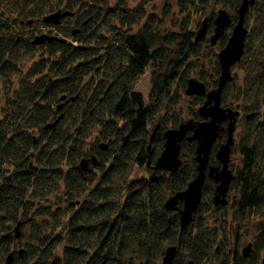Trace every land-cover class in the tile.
Returning a JSON list of instances; mask_svg holds the SVG:
<instances>
[{"label": "trees", "instance_id": "1", "mask_svg": "<svg viewBox=\"0 0 264 264\" xmlns=\"http://www.w3.org/2000/svg\"><path fill=\"white\" fill-rule=\"evenodd\" d=\"M128 2L0 0V81L12 83L21 76L0 118V264H162L169 247H176L172 264H260L264 253V0H255L246 12L244 54L231 69L243 71L242 81L240 85L228 82L222 93V106L239 111L235 130L239 142L235 143L234 134L231 155L241 159L239 166L230 167L234 174L230 187L238 188L232 199L236 236L240 220L261 216L249 257H234L233 231L222 217L228 214L229 192L226 204L216 205L213 179H207L201 203L183 227V202L176 210L165 207L198 174L197 141H183L177 171L154 168L164 149L165 131L185 122L178 110L180 91L187 88L192 74L208 91L217 88L221 73L217 50L226 45L234 27L212 45L217 15L212 13L207 36L196 43V31L189 24L162 33V22L146 11L144 2L133 9ZM242 2L217 0L223 9L230 7L233 23L238 21ZM178 3L199 15L200 27L212 0ZM54 9L71 13L53 25L65 27L64 34L19 32L34 23L50 25L41 16ZM139 25L137 32L132 30ZM44 34L55 39L35 44ZM212 47L217 49V60L209 74L198 61ZM151 65L154 79L145 102L134 87ZM233 79L239 78L235 74ZM193 99L191 120H202L195 108L206 98ZM59 116L55 128L47 127ZM97 132L103 136L101 141ZM223 133L213 146L211 165L218 163L220 141L227 140L228 132ZM93 157L95 166L83 171L81 160ZM10 254L13 258L8 262Z\"/></svg>", "mask_w": 264, "mask_h": 264}, {"label": "water", "instance_id": "2", "mask_svg": "<svg viewBox=\"0 0 264 264\" xmlns=\"http://www.w3.org/2000/svg\"><path fill=\"white\" fill-rule=\"evenodd\" d=\"M255 0H243L238 10V21L234 25L233 31L226 45L220 50L218 59L221 67V73L216 89L207 90L205 84L197 79H190L186 93L188 95L206 97L204 104L198 113L202 120H190L180 124L176 128H170L165 131V145L160 156L155 163L156 170H167L175 172L182 164V143L183 141H197L196 160L198 162V174L189 183L188 187L174 196L170 197L165 207L168 210H176L178 203L183 202V209L180 210V222L182 227L187 223L191 216L196 212L201 203L204 185L208 178L213 179L217 183L214 203L216 205H225L227 202V194L230 189L234 174L230 169V160L232 147L234 145V134L239 116V111L230 107L222 106V93L225 85L233 80L232 66L239 61L244 54L245 40L248 35V29L245 26V17L248 8L253 5ZM71 14L69 11H61L51 13L44 17V22L57 25L66 15ZM208 20L201 24L195 36V42L199 43L208 34ZM233 24V18L227 9H220L216 19L214 20V33L210 36V42L215 45L217 41L224 35L225 30ZM55 37L44 34L38 36L35 44H40L46 40L52 41ZM64 98V97H63ZM63 104L59 105V109ZM62 116L53 123L47 124L49 128H55ZM227 122V126L224 123ZM228 132V137L218 150L217 158L220 165L210 164V154L213 146L218 141L221 133ZM191 133V134H189ZM89 159H82L80 167L83 171L88 170ZM92 163L96 164V158H92ZM21 223H18L15 230L16 236H20ZM23 250H20L22 254ZM252 252V245L249 244L243 250V255L249 257ZM176 256V247H169L163 257L162 264H172ZM13 254L8 256V262H11ZM192 264V263H190Z\"/></svg>", "mask_w": 264, "mask_h": 264}, {"label": "rangeland", "instance_id": "3", "mask_svg": "<svg viewBox=\"0 0 264 264\" xmlns=\"http://www.w3.org/2000/svg\"><path fill=\"white\" fill-rule=\"evenodd\" d=\"M114 1V0H112ZM179 0H129L128 2V6L133 9L135 8L137 5L141 4V3H145V9L148 13H154L158 16L159 20L162 22L161 25V31L162 33H166L168 30L172 31L175 30L177 31L179 28V26L182 25L183 22H185V24H189L190 28L195 30L196 33L198 32L200 27H197L198 24L197 22H199L200 17L199 15H195V12L191 11V8H188L187 10H184L178 3ZM114 5V3L112 4ZM223 6H221L220 4H217V0H212V5L209 8V10L206 12V14L202 17L201 19V23H203L204 20L209 19L212 15V13H216L218 15V12L220 9H222ZM62 9V8H61ZM230 13L232 12L230 7L226 8ZM58 9H54L53 11H49L47 13H45L44 15H42V20L44 19L43 17H45L46 15H49L51 13L57 12ZM216 15V17H217ZM232 15V14H231ZM215 17V18H216ZM35 18V17H34ZM39 18V17H37ZM93 22V21H92ZM45 23V22H44ZM141 24V23H140ZM236 23H233L231 26L234 27ZM68 25V24H67ZM74 25V24H73ZM63 26V25H62ZM63 28L65 27H56L53 26V24L51 25H46V24H41V23H34L30 26H26V27H22L19 32H26L28 34L30 33H34V36L38 35V34H42V33H49V34H64L66 31L63 30ZM135 32H137L140 28V25L137 26H133L132 27ZM62 30V31H60ZM85 31V30H84ZM83 31V32H84ZM233 28L231 30V34H232ZM17 32V31H16ZM37 32V33H36ZM85 33V32H84ZM214 33V32H213ZM196 36V34H195ZM231 36V35H230ZM75 42V38H70L69 42ZM211 50L205 49V53L202 56V59H200V64L201 65H205L204 67L206 68V70L209 72V74L212 72V69L214 68V62H216V58H215V51L217 50L215 47L210 48ZM210 51V52H209ZM220 51L217 50V53L219 54ZM196 65V71H198L201 68V65ZM30 63H27L24 65V72L26 71V69L29 67ZM154 66H148L146 68V72L141 76L140 80L137 82V85L134 87L135 88V92L141 94L143 100L145 102H148L150 99V94H151V88L153 85V71H154ZM232 75H237V78H239L238 80H234L233 79V83L236 82V85H240L242 78H243V71L240 70V68H236L232 71ZM20 78L21 76H16L15 78H13V82L12 83H4L0 81V118L3 116V109H5L7 107V100L13 98L14 93L18 90L19 88V84H20ZM197 79L194 74H192V77L189 78L190 79ZM188 80V83H189ZM199 80V79H197ZM219 80V79H218ZM200 81V80H199ZM209 81V80H208ZM188 83H187V87H188ZM186 89L185 88L183 91L181 92V98H180V103H179V107L181 109L178 108L179 113L182 114V118L185 122L190 121L192 118L190 116V108L194 107L193 104V95H188L186 93ZM210 90H213V88H210ZM235 93L232 94V96L230 97L229 101L227 102L229 105L231 104V101L234 99ZM206 98V97H205ZM202 106V105H201ZM201 106H197L195 108V110H198L201 108ZM184 123V122H183ZM97 135L98 132H97ZM96 135H94L95 137ZM93 137V138H94ZM100 137V141L103 139L102 135H99ZM235 143L239 142V136H236L235 133ZM91 140V139H90ZM222 142L220 145H222L224 143L223 139L220 141ZM217 153L216 152V157L215 160L218 162L217 165H220V161L217 158ZM240 155L235 154V155H231V168L233 163L236 165H240ZM95 173H97V170L94 169L93 170ZM146 173V170L144 169V172ZM60 193V192H59ZM238 194V188L236 187H230L229 190V204L227 207V215H224L225 210H223V215L222 217H226L227 221H226V225L233 231V235H231V240H232V246L235 247V241H236V226L237 223H232V221L234 220L233 218V213L234 210L232 208V199L235 198V196ZM57 195V194H56ZM56 195H53L54 197H56ZM58 197V196H57ZM252 216V215H251ZM248 219H246L245 221H241L240 226H242L238 232V236H239V241L241 242V251H243V249H245V247H247L250 243H253L255 240V237L257 235V231H258V227L256 228L257 222H260L261 219L259 221H256L257 219L261 218V216L258 217V215L252 216ZM255 217V218H254ZM258 217V218H257ZM254 218V219H253ZM253 220V221H252ZM256 221V222H255ZM251 222V223H249ZM220 225V224H219ZM235 228V230H234ZM238 228V227H237ZM29 229L26 228L25 229V233L26 236L28 235V231ZM222 230H220L219 236H222ZM231 232V231H230ZM252 253V252H251ZM262 258L264 257V253H262ZM262 258H260V264H262Z\"/></svg>", "mask_w": 264, "mask_h": 264}, {"label": "flooded vegetation", "instance_id": "4", "mask_svg": "<svg viewBox=\"0 0 264 264\" xmlns=\"http://www.w3.org/2000/svg\"><path fill=\"white\" fill-rule=\"evenodd\" d=\"M67 16H69V15H67ZM72 17V16H71ZM62 20V19H61ZM224 125L225 126H227V122L226 123H224ZM225 131H226V129H225ZM224 131V132H225ZM223 133V132H222ZM224 134V133H223ZM95 165L92 163V159H89V162H88V169H91V167H94ZM216 166H218V165H216ZM251 245H253V243H250ZM241 242L239 241V236H238V234H237V238H236V241H235V255H234V257L235 256H238V257H241V256H244L243 255V251H241ZM244 250V249H243Z\"/></svg>", "mask_w": 264, "mask_h": 264}]
</instances>
